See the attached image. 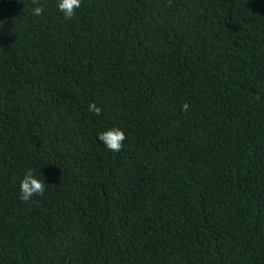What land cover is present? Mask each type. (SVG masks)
I'll return each mask as SVG.
<instances>
[{
	"label": "trees",
	"instance_id": "1",
	"mask_svg": "<svg viewBox=\"0 0 264 264\" xmlns=\"http://www.w3.org/2000/svg\"><path fill=\"white\" fill-rule=\"evenodd\" d=\"M38 4L0 0V264H264V0Z\"/></svg>",
	"mask_w": 264,
	"mask_h": 264
},
{
	"label": "clouds",
	"instance_id": "2",
	"mask_svg": "<svg viewBox=\"0 0 264 264\" xmlns=\"http://www.w3.org/2000/svg\"><path fill=\"white\" fill-rule=\"evenodd\" d=\"M33 4L37 6L33 9L34 16H41L44 13V8L39 6L38 0H33ZM82 0H57L58 10L63 14L65 20H73L76 18L77 10L81 7ZM188 104L182 106L183 111H187ZM88 111L95 116H101L103 110L94 102L88 107ZM126 133L119 127H111L107 131L98 134V140L113 152L123 150L124 141H126ZM46 190V183L36 177L31 169L26 170L24 178L20 182V200L28 203L36 196H42Z\"/></svg>",
	"mask_w": 264,
	"mask_h": 264
}]
</instances>
